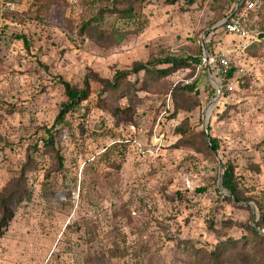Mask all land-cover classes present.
Segmentation results:
<instances>
[{"label": "rangeland", "instance_id": "rangeland-1", "mask_svg": "<svg viewBox=\"0 0 264 264\" xmlns=\"http://www.w3.org/2000/svg\"><path fill=\"white\" fill-rule=\"evenodd\" d=\"M110 1L0 0V264H215L207 252L247 224L264 236L254 201L216 185L220 162L243 196L264 189V42L232 53L229 77L202 57L240 46L213 32L237 0H122L129 18L91 20ZM165 56L189 64L101 90ZM61 81L87 96L57 121ZM181 124L216 138L217 158ZM250 246L221 264H264Z\"/></svg>", "mask_w": 264, "mask_h": 264}, {"label": "trees", "instance_id": "trees-1", "mask_svg": "<svg viewBox=\"0 0 264 264\" xmlns=\"http://www.w3.org/2000/svg\"><path fill=\"white\" fill-rule=\"evenodd\" d=\"M122 0H111L109 3H105V7L103 9L99 8L97 11L96 16H94L91 20L99 19L101 14L104 11L116 13L119 17H130V8H117L116 5L121 2ZM231 7V6H230ZM229 10V9H228ZM227 10V11H228ZM226 14V13H225ZM224 14V16H225ZM262 15V13H261ZM223 16V17H224ZM88 25V21L86 23H83V26ZM22 37V35H21ZM262 44L261 42H253ZM249 44V45H251ZM248 46V45H247ZM193 60L197 61L198 59L193 57ZM160 63H166L167 66H164L162 68H156L157 70H154V72L157 75H166L169 72H171L174 68H177L179 66L188 65L189 61H187L184 58H175L172 56H165L161 59H157L154 62L146 61V62H140L135 61L132 63L130 70H117L114 73V76L109 81H105L102 87V91H112L117 88H119L121 85H123L122 79L125 77L126 73L129 72H138L140 70H143L145 73L150 72L148 66H152L155 64ZM232 67L229 66L227 72L224 74L225 77H229L232 72ZM63 86V91L66 96V100L61 103V107L56 115L57 121H62L63 115L71 109L73 106H75L78 102L85 99L87 96V87L76 89L71 87L67 82L61 81ZM186 88H188L186 86ZM186 124H181L176 127V131L181 135L182 141L188 145H191L195 147L197 150L200 149V146L206 147L210 151H215L217 149V141L216 138L207 136L208 143H206L204 132L201 130L198 132L197 139L195 137H190L187 135L186 130ZM51 132L49 134V137L51 138ZM48 138L45 143H49L52 145V141ZM61 156L56 152L55 153V160L57 165H61ZM220 182L222 188L227 190L229 192V196L225 195L226 199L230 200L233 198L235 201H241V200H251L254 201L255 208L257 210V213L259 214V219L256 222L258 227H262L261 223L264 222V189L261 192V195H258L257 199H253L251 196H243L242 190L238 187L236 180L232 176V170L230 165H225L222 168V171L220 173ZM217 185V181H216ZM202 188L198 189L201 190ZM217 190V188L215 187ZM250 197V198H249ZM251 243L250 247H254V251L257 253V251L260 249L258 248V245L264 244V236L259 232V229H255L253 226L247 224L246 225V234L243 236L240 240L234 239V238H228L224 242L219 243L215 248L207 252L208 257L215 263V264H221V257L223 252H235L240 249L244 250L247 246V244ZM257 246V247H256ZM223 251V252H222Z\"/></svg>", "mask_w": 264, "mask_h": 264}, {"label": "built area", "instance_id": "built-area-1", "mask_svg": "<svg viewBox=\"0 0 264 264\" xmlns=\"http://www.w3.org/2000/svg\"><path fill=\"white\" fill-rule=\"evenodd\" d=\"M264 0H237L225 16L213 27V32L220 36L230 35L240 41L236 45H211L212 49L203 53V61L209 65L214 74L224 75L229 67L232 53L242 51L253 42H264V18L261 17ZM219 39L215 40V43ZM242 67L239 66V70ZM214 80V79H213ZM215 83H217L214 80Z\"/></svg>", "mask_w": 264, "mask_h": 264}, {"label": "water", "instance_id": "water-1", "mask_svg": "<svg viewBox=\"0 0 264 264\" xmlns=\"http://www.w3.org/2000/svg\"><path fill=\"white\" fill-rule=\"evenodd\" d=\"M239 1H240V0H239ZM205 137L207 138V134H205ZM212 152H213V154L215 155V151L213 150ZM215 156H216V155H215ZM216 158H217V156H216ZM219 170H220V162H218V179H217V186H218V188H220L221 190H223L226 194H229V192H228L227 190H225L224 188H222V186H221Z\"/></svg>", "mask_w": 264, "mask_h": 264}, {"label": "crops", "instance_id": "crops-1", "mask_svg": "<svg viewBox=\"0 0 264 264\" xmlns=\"http://www.w3.org/2000/svg\"><path fill=\"white\" fill-rule=\"evenodd\" d=\"M263 8H264V6H263ZM230 36V35H229Z\"/></svg>", "mask_w": 264, "mask_h": 264}]
</instances>
